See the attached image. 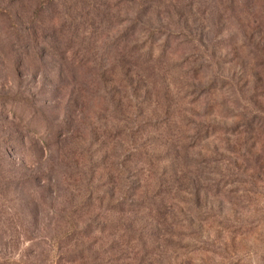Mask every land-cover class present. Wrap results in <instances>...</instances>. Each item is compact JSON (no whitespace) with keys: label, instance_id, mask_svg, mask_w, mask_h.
<instances>
[{"label":"rangeland","instance_id":"1","mask_svg":"<svg viewBox=\"0 0 264 264\" xmlns=\"http://www.w3.org/2000/svg\"><path fill=\"white\" fill-rule=\"evenodd\" d=\"M102 1L0 0V264H264V0Z\"/></svg>","mask_w":264,"mask_h":264},{"label":"trees","instance_id":"2","mask_svg":"<svg viewBox=\"0 0 264 264\" xmlns=\"http://www.w3.org/2000/svg\"><path fill=\"white\" fill-rule=\"evenodd\" d=\"M59 5V13L61 18L63 17V23L61 28L64 27L59 33L69 35V42L77 43V50L81 58H84V63L81 65H88L97 61L113 62L118 64L124 56L128 54L125 52V47L120 48V38L133 37L137 31L144 30L147 39L154 41L160 37V31L155 29L143 28L141 25L137 27V24L127 28L121 35V37L110 40L108 34L111 32V27L108 26V8L102 0H88L92 15L85 14V16H75L72 7L65 8L64 0H57ZM76 2H68L72 6H76ZM117 25V24H116ZM41 27H45L44 24H37L34 30H38ZM46 27L45 30H47ZM44 30V31H45ZM126 36V37H124ZM147 46V45H145ZM145 48L141 49L144 50ZM144 125V124H143ZM145 125H149L145 123ZM132 146V144L130 145ZM130 159L132 157L130 153ZM139 157V156H138ZM137 160V159H135Z\"/></svg>","mask_w":264,"mask_h":264}]
</instances>
